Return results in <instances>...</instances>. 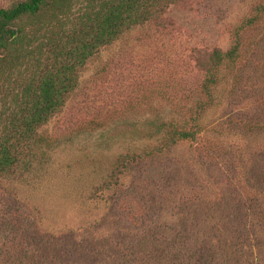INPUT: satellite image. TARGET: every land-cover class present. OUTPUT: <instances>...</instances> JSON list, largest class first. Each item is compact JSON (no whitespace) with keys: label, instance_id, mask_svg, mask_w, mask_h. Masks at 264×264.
<instances>
[{"label":"rangeland","instance_id":"rangeland-1","mask_svg":"<svg viewBox=\"0 0 264 264\" xmlns=\"http://www.w3.org/2000/svg\"><path fill=\"white\" fill-rule=\"evenodd\" d=\"M158 4L79 71L42 165L0 176V264H264V0ZM237 34L218 104L195 112ZM194 116V139L146 134Z\"/></svg>","mask_w":264,"mask_h":264},{"label":"trees","instance_id":"trees-1","mask_svg":"<svg viewBox=\"0 0 264 264\" xmlns=\"http://www.w3.org/2000/svg\"><path fill=\"white\" fill-rule=\"evenodd\" d=\"M160 1L165 0H16L0 7V176L42 165L37 157L44 155L46 145L39 130L70 99L79 71L101 48L153 22ZM239 43L237 34L230 48L212 52L203 84L207 100L195 112L218 104L223 70L239 59ZM150 123L154 130L148 137L159 136L167 145L194 139L202 128L197 116L189 128L154 119ZM162 144L154 150L161 151ZM120 166L114 164L106 187L117 183Z\"/></svg>","mask_w":264,"mask_h":264}]
</instances>
